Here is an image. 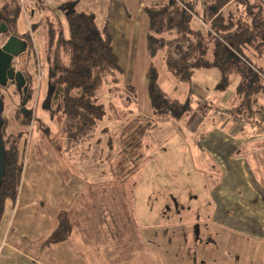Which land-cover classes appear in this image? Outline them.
I'll return each instance as SVG.
<instances>
[{"label": "rangeland", "instance_id": "obj_1", "mask_svg": "<svg viewBox=\"0 0 264 264\" xmlns=\"http://www.w3.org/2000/svg\"><path fill=\"white\" fill-rule=\"evenodd\" d=\"M23 1L28 10L36 6L39 12L30 18L23 12L20 14L16 22L20 33L29 30L40 18H55L51 10L39 9L35 0ZM98 2L81 0L79 6L96 10ZM50 8L67 29L60 7L54 4ZM33 36L39 50L37 65L30 58L25 62V54L20 58L34 77L36 90L28 103L33 110V122L24 135L27 147L19 194L15 201H6L0 243L2 237H7L9 227L8 242L41 258L45 264L51 257L48 258L46 248H41L42 243L56 226L59 211L70 208L73 218L76 208L86 205L90 216L96 217L97 226L85 225L90 233L85 236V243L94 248L102 264H140L141 258L149 264H168L173 259L175 264H264V214L245 211L237 203L216 209L211 189L219 183L221 171L211 160L204 159L206 154L199 145L201 130L197 126L202 120L199 112L203 102L211 104L213 111L208 114L215 117L214 122L232 119L240 128L248 124L247 117L233 115L228 104L236 94L238 77L224 91L216 89L221 78L218 68L196 69L191 84L180 82L167 69L163 52L156 56L152 63L158 68L160 84L170 95L191 100V110L182 120H159L146 136L141 151L136 157H129L121 172L117 164L125 149L119 141L120 126L136 112L145 114L144 110L139 112L137 104L124 105L123 97L110 91L106 80L99 95L106 103L120 97L116 115L106 116L90 140L67 149L63 146L59 121L52 119L46 109L49 85L43 65L42 27ZM4 41L0 34V44ZM150 63L149 60L148 66ZM38 64L44 71L41 77ZM256 65L264 71V54ZM129 77L136 80L135 75ZM124 79L123 73V83ZM133 85L138 89L137 102L150 103L144 87L139 83ZM12 89L9 87L12 95L8 96V89L3 88L5 116L12 115L19 106L18 94ZM261 98L263 101L264 88ZM223 110L232 115L222 116ZM204 118L207 122L208 117ZM13 126L19 128L17 122ZM43 126L50 129L49 135ZM75 222L80 228L84 226L78 220ZM146 235L158 236L159 240L147 241ZM23 252L8 246L3 249L2 245L0 264H35ZM146 252L149 255L144 257Z\"/></svg>", "mask_w": 264, "mask_h": 264}, {"label": "trees", "instance_id": "obj_2", "mask_svg": "<svg viewBox=\"0 0 264 264\" xmlns=\"http://www.w3.org/2000/svg\"><path fill=\"white\" fill-rule=\"evenodd\" d=\"M59 7L67 29L53 8L39 6L51 10L55 18L47 15L20 33L16 22L23 12L21 1L0 0V25L3 22L8 25V30L1 33L4 39L16 34L27 41L25 61L33 59L35 66L32 32L42 27L43 65L49 85L46 109L52 119L59 121L63 146L68 149L90 140L106 116L116 115L120 97L106 103L99 95L106 80L110 91L123 97L124 105L135 106L138 91L134 85L122 82L123 69L114 51L108 19L100 25L92 11L77 9L73 3ZM145 10L149 17L147 48L151 63L147 80L153 113L148 117L136 112L121 124L119 141L125 149L117 164L121 172L129 157H136L141 151L146 136L159 120H182L190 113L191 100L170 95L158 80L159 71L152 60L161 52L167 69L180 82L191 84L196 69L218 68L221 78L216 89L224 91L238 77L231 111L238 117H247L249 123L256 120L258 112L253 109V103L257 102L254 98L264 88V71L256 65L264 54V0H163L148 4ZM37 12L36 6L29 9V18ZM254 70L260 73L257 83L252 75ZM118 83L121 85L117 86ZM3 88L7 87L0 85V96L5 97ZM35 90L34 87L32 96ZM208 108L211 104L200 107L201 116H208ZM32 111L20 101L12 115H4L5 174L0 185V223L7 199L15 201L19 194L27 147L24 135L33 122ZM15 122L19 128L13 126ZM45 128L49 135L50 129ZM72 228L68 211L60 210L57 226L44 243L68 239Z\"/></svg>", "mask_w": 264, "mask_h": 264}, {"label": "crops", "instance_id": "obj_3", "mask_svg": "<svg viewBox=\"0 0 264 264\" xmlns=\"http://www.w3.org/2000/svg\"><path fill=\"white\" fill-rule=\"evenodd\" d=\"M80 1L67 0L58 5L73 3L77 9L92 11L100 25L108 19L109 28L114 37V51L123 69L125 83L132 85L139 83L148 93L147 67H149V60L151 61V59L147 48L149 17L145 8L152 2L163 0H99V9L96 10L83 6V4L79 6ZM130 74L135 75L136 80H132L129 77ZM252 75L256 78L255 82L257 83L260 73L254 70ZM197 89L200 91L198 87ZM200 93L204 94V92ZM261 93L262 91L254 98V101L257 102L253 103V109L258 110L255 115L256 120L246 123L241 128L234 125L232 119L214 122L215 117L209 115L213 111L211 108H208L207 122H204L205 116H202V120L198 123L197 127L199 131L201 130L199 145L202 152L206 154L204 159L211 160L221 171L219 183L211 189L217 210H221L222 207H227L229 204L237 203L242 208L244 207L245 211L264 214V122L259 124L261 119L257 117L261 116L264 109ZM231 101L228 104L231 105ZM146 102L141 104L138 101L137 108L139 112L144 110L145 114L143 115L151 117L153 113L151 103L147 104ZM206 104L210 103L203 102V105ZM189 128L193 131L197 130L191 126ZM62 210H67L69 213L73 226L72 232L68 239L57 243H44L48 237L43 241L41 248L43 250L46 248L49 252L48 258L51 257L45 264H60V261H64L65 264H102L94 248L88 247L85 243V236L90 234L85 225L89 228H96L97 226L96 217L90 216L92 214L89 212L88 206L80 205L76 208L73 218L70 208ZM76 220L84 226L80 228L76 224ZM110 227H112L111 223H109ZM53 230L48 234L50 235ZM6 231H8L7 237H2L0 245H3V249L8 246L11 250L22 253L20 246L8 242L9 227ZM145 239L152 242L154 239L159 240V237L146 235ZM162 242L164 244V240ZM172 251H175L174 248ZM23 253L33 263L43 264L41 258H37L33 254ZM143 255L145 257L149 255V252ZM140 264L149 263L141 258ZM168 264H175V259L172 260V263L168 260Z\"/></svg>", "mask_w": 264, "mask_h": 264}, {"label": "water", "instance_id": "obj_4", "mask_svg": "<svg viewBox=\"0 0 264 264\" xmlns=\"http://www.w3.org/2000/svg\"><path fill=\"white\" fill-rule=\"evenodd\" d=\"M8 30L6 23H1L0 34ZM28 46L26 40H23L16 34L10 35L5 42L0 44V85L6 86L9 79L15 76V69L12 67L14 57L22 54ZM18 75V74H17ZM18 77V76H17ZM5 101L4 97L0 96V185L5 174V143L2 134V126L4 123Z\"/></svg>", "mask_w": 264, "mask_h": 264}, {"label": "flooded vegetation", "instance_id": "obj_5", "mask_svg": "<svg viewBox=\"0 0 264 264\" xmlns=\"http://www.w3.org/2000/svg\"><path fill=\"white\" fill-rule=\"evenodd\" d=\"M25 51L19 56L13 58L12 67L15 69V76L13 79L8 80L5 87H7L8 89L9 87L13 88L12 90L18 94L19 100L22 101L23 106L26 107L28 106V103L32 99L31 97H32V92H33V87H34L33 86L34 77H33L31 70L26 67L27 65L25 63L26 61L24 62L23 59L22 60L20 59L22 58ZM7 94L8 96H10V92H8ZM4 101H5V97H4Z\"/></svg>", "mask_w": 264, "mask_h": 264}, {"label": "built area", "instance_id": "obj_6", "mask_svg": "<svg viewBox=\"0 0 264 264\" xmlns=\"http://www.w3.org/2000/svg\"><path fill=\"white\" fill-rule=\"evenodd\" d=\"M20 1H21V4H22V7H23V13L25 14V16L27 18H29V16H28V8L24 5V1L23 0H20ZM64 1H67V0H35V5H38V6H51V5H54V4L63 3ZM198 1L202 2L203 0H198ZM205 25L207 26V24H205ZM32 35H33V32H32ZM38 54H39V51L36 48V57H38ZM38 65H39V70L38 71H39V75L41 77V76L44 75V71L42 69V66L40 64H38ZM218 112L221 113L220 110ZM222 114H223L222 116H225V115L230 116V115H232V113L230 111H227V110H223ZM261 117H262V119H261V122L259 124H262L264 122V109H263V112L261 114ZM242 118H244V117H242ZM241 120H243V119H241Z\"/></svg>", "mask_w": 264, "mask_h": 264}]
</instances>
